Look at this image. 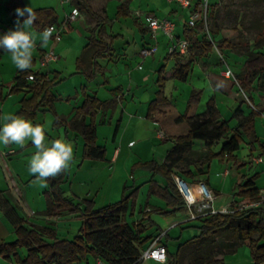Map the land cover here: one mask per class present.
Returning <instances> with one entry per match:
<instances>
[{"label": "trees", "instance_id": "obj_1", "mask_svg": "<svg viewBox=\"0 0 264 264\" xmlns=\"http://www.w3.org/2000/svg\"><path fill=\"white\" fill-rule=\"evenodd\" d=\"M74 5L78 11L88 14L96 21L93 32H98L106 19L93 10L89 0H74ZM33 13V24L41 30L58 23L57 13L52 8L35 10ZM185 33L191 48L193 47L201 54H212L215 47L222 54L225 49H235L241 45L237 42L221 40L220 45L217 46L206 35L198 39L196 44H192V40L198 36L197 29H187ZM215 35H218V32H215ZM212 39L215 41L214 38ZM255 42L256 44L264 42V26ZM92 45L100 47L91 56L93 65L97 66V59L105 57V53L111 49V44L99 39L93 33L91 42L85 49V55L88 56L93 51ZM84 56L81 58V63L85 61ZM193 62L194 57L191 56L188 63L177 64L176 75L185 80L192 71ZM31 68L19 71L9 93L12 95L26 91L27 94H31L30 98L21 100L18 115L35 121L39 113L50 111L56 116L55 126L59 128L62 120L55 112V103L58 99L53 92L57 83L55 80L46 79L39 72L35 73ZM31 74L39 77L37 82L28 80ZM236 77L246 95L250 94L256 85L257 88L262 89L264 87V52H250L248 59L244 62L243 70ZM165 81L166 78L160 76L159 91L149 105L148 118L157 122L168 141H172L175 145L168 153L164 164L160 165L155 161L142 162L135 164L133 170L151 172L150 195L163 200L167 209H151L150 212H146L145 216L148 218L144 220L150 222L148 226L142 223L137 226L131 225L127 222V213L131 207H134L140 188L125 187L120 201L96 209L93 199L84 198L77 201L65 195L62 189L66 176V169H64L53 177H46L51 189L46 192L48 207L45 214L52 218L64 214L81 218L82 225L78 235L72 240L60 239L57 231L52 228L28 227L26 221L18 215L6 196L0 192V210L14 227L17 237L12 243L0 244V257L14 261L15 264H78L89 257L109 264H142L143 261L140 258L147 244L153 240L152 236H144L153 226L150 217L154 214L171 217L185 207L184 200L173 180V176L178 175L177 170L180 164L188 162L184 155L185 151L193 149L194 142L198 140L205 142L209 148L215 142H221L220 152L207 155L204 164L210 163L213 158H226L236 164L235 154L245 142V137L251 140V144L259 142L255 130L257 112L252 111L250 115L245 116L239 108L233 116L241 115L238 125L231 128L230 121L223 118L215 96L206 103L205 113L199 114L204 93L199 90L192 92L187 110L181 113L166 95ZM2 100L3 93L0 89V101ZM250 102H252V96ZM115 104L114 101L104 102L96 96L85 93L84 101L73 118L84 136V160L104 161L106 159V149L97 145L95 120L99 111H107ZM65 122L66 120L63 125L66 124ZM189 175L193 176L192 173ZM156 177L164 178L166 185L161 186L155 180ZM239 189L238 195L246 202L257 199L260 192L254 177L248 179ZM199 221L201 223L199 236L182 243L176 254H172L167 248V264H179L180 259L185 255H188V264H226L223 256L225 248L238 243L249 244L254 264L264 263V207L229 214L209 215L199 218ZM21 249L26 251L24 258L19 254ZM235 251L232 250L233 253Z\"/></svg>", "mask_w": 264, "mask_h": 264}, {"label": "crops", "instance_id": "obj_2", "mask_svg": "<svg viewBox=\"0 0 264 264\" xmlns=\"http://www.w3.org/2000/svg\"><path fill=\"white\" fill-rule=\"evenodd\" d=\"M61 1L60 3L62 5V10H63V16L61 19L59 17L58 9L53 7L52 5H48L49 3H44L45 5H38V7H34L30 5L33 11L39 9H45V8L54 9L58 16V23L52 26L62 30L59 37L51 35L47 43H44L40 38V36L41 33L47 28L41 30L38 27H35L34 24H32L34 26V30H31L30 28L34 40H37L34 41L33 50L39 53L38 56L36 55L37 57L32 56L31 70L34 71L35 73L39 72L40 74L44 75V77H46V79L48 80H55L57 86L59 84L64 83L66 80L73 82L74 85V91H72L71 93H68L69 91L66 89V91H61L60 94L57 95L55 93L56 89L53 90L54 94L57 96L58 99L55 103V112L58 118L62 120V123L60 124L59 128L65 126L67 130L66 131L67 137L69 138L71 137L69 133L70 134L72 133L73 135L75 134L74 137H76L78 143L76 144L77 147L75 148L79 149L80 145L83 144V158H84V145H85L84 136L79 131L77 124H75V121H73V118L75 117L78 108L82 105L84 101L85 93H87L90 96H96L101 101L104 102L114 101L116 103L114 107L110 108L107 111L101 110L98 112L96 116L95 123L97 126V145L99 140L100 127L108 126L110 128V126H112L115 121H117V123L114 130L113 143L117 142L120 136V132L123 131L124 128L123 126L125 123V116L128 113L132 118L129 126L135 125V127L138 128L141 132V134L138 137L139 138L138 142H140V148L138 149L135 155L136 158H141L140 159L141 162L139 163L155 161L160 165L164 164L166 162V157L168 153L173 149L175 144L172 141H168L166 135L164 136L163 140H160L161 142L158 141L159 134L161 132L162 133L164 132L161 130L157 122L148 118L149 105L156 98V94L159 91V79L157 81L158 89L157 91H153L155 89H153V86H151L149 83L152 81V78L154 77L155 74L145 73L144 75H142L140 74L139 71H143L145 69L144 67L145 63H147L148 61H151L152 65L155 67L159 65L162 66L161 69L163 68V70H167V66L165 62L162 63V61L159 60V63L156 65L155 57L161 52L164 53L163 58L165 59L166 62L170 60L172 61L174 59L175 67H176V65L180 63V62H176V59L181 54H176L177 55L176 57L171 56V54H169V47L171 45L169 38H167L162 34H157V36L154 37L153 32L147 25V17H154L158 19H169L174 21L176 24V29L174 33L175 41L178 42L180 40H187L185 33L187 29H191V28L196 29L197 27V25L191 26L188 24L191 11L182 10L179 8L178 5L174 4L169 0H164L163 2H160L159 0H89L93 10L96 13L102 15V17L106 19L104 25L99 29L98 32L95 33V31L93 32V29L96 26V21L93 20L88 14L82 11H79L80 15L77 18V20L71 22L69 25H65L64 24L65 19L67 18V16H69L72 13L74 9H77V7L74 5V0H70L68 2H63V0ZM43 2H47V1H43ZM29 4H32L31 0H0V33H6L9 30L14 29L16 27V20H17V14L15 10L18 7H24L25 5H29ZM122 6H124V8L121 9ZM9 10H11V12ZM20 19L23 20L24 18L21 17ZM37 33H39V35H37ZM93 33L99 39L104 40L107 43L111 44V49L108 50L107 53H105V57H99L97 59V66L93 65L94 61L91 56L94 54L95 50L100 49L99 46L92 45L91 47H93V51L90 52L88 56L85 55V49L90 44ZM195 39L198 41V39L201 38L199 37V35L196 36L192 40V44L197 43V41L194 42ZM154 45L158 46L159 48L158 52L154 56L144 59L141 56V51L146 47H150ZM51 52H54L55 56L57 57L56 60H51L47 58V56ZM8 53L10 52L0 49V74L2 68L4 69L3 59H5V56L8 55ZM83 56L85 57L84 58L85 61L81 63V58H83ZM192 69H193V65H192ZM176 70H175V78L182 80L186 83V81L189 78V75H187L186 79L183 80L179 78L178 75H176ZM19 71L20 69H18L15 65L13 67V70L12 69L10 70L12 80L9 82L2 81V83H0V89H2V93H3V100L0 101L1 104L4 103L6 97L11 95L9 93L11 88L14 86V81L15 78L18 76ZM154 72L156 73L158 71L155 70ZM65 73L67 74V76L64 79L63 76ZM2 75L4 74L2 73ZM170 75L171 72L167 73L165 78L169 79ZM223 81L228 82L227 80H223ZM166 89L167 86L165 85V93L167 95ZM199 90L200 89H196V88L193 89V91H199ZM211 91L213 92V96L216 97L217 105L218 108L220 109L223 118L225 120H229L230 116L233 115L232 109H230L228 113H226L227 110L225 109V111H223L218 103V95L220 94L222 97L224 96L226 97V94L220 91L218 87L216 89H212ZM100 93L104 94L105 96L104 99L100 98L99 96ZM242 94H243L242 91H240V94H237L236 96L239 97ZM20 96H22L21 100H23L24 98H30L31 94H27L26 91H23L22 93H20ZM9 100H7L4 103L3 112H5L6 103ZM21 100L20 102H14L15 100H13L12 106L13 108L15 107V110H18V112L21 109ZM170 100L172 101L171 98ZM58 101H59V105L63 104L65 105V107L59 109V106L57 105ZM188 102L189 99L187 101V106H188ZM248 102L251 104V106L253 105V103L250 102V99ZM176 107L178 108L177 105ZM240 107L244 112L245 116L250 115L252 111L257 112V115L255 116V130L259 142H255L251 144V140L247 137L245 138L246 140L249 141L252 155L254 151L257 150V145L261 146V149L259 151L260 153L259 156L256 159L255 158L252 159V163L254 165L261 166L264 164V143L259 137L258 119L259 116H263L264 110L260 111L255 109V110H251L250 113H247V111L244 110L243 105ZM1 116H2V110L0 109V121H1ZM54 117L56 119L55 115ZM63 120L64 121L66 120L65 125H63L64 124ZM89 121L90 120H88V122ZM46 137L49 140H52L53 138L51 133L49 135H46ZM201 142L202 143L197 144V141H195L193 149L197 150L203 148V146L204 147L207 146L205 142L203 141ZM159 143L166 145L170 144L171 149L165 150L160 146L159 148L161 149L159 150L158 148V146L160 145ZM137 144L138 143L135 140H131L128 145L129 147H136ZM30 146H34V145L30 144L29 147ZM71 146L73 147V145ZM29 147H24V145H20V144L15 145V143H10L7 145L0 144V192H2L6 196L7 200L14 207L18 215L26 221L28 227L39 226V227L52 228L57 231V235L60 239H67V237H65L67 235L66 230H68V228L71 227V222L65 223V226L62 228L65 231H63L62 233L60 231L61 228L59 226L62 224L61 221H63L62 220L63 218H66L65 221H68L67 220L68 214H64L60 217H54V218L49 217L45 214L48 207V196L46 195V192L50 191L51 189L50 183L46 180V178H38V175L29 178L27 177V174L25 175L24 173H22V171L19 172L15 168L19 164L23 163V166L21 165V168L25 167V170H27L28 172V167H27L28 164L25 162L29 161L30 159L28 158L32 156V154L37 150L35 147L29 150L28 149ZM214 147H219L221 149V142L219 144L214 143V145L211 148L208 147L209 149L208 151L199 150L201 156L206 157L209 154H216V152L213 151ZM102 148H105L107 151L106 159L104 161H96V162H100L104 164L103 166L99 165L100 168L103 167L102 170L110 171V169L114 167V165H119V162L121 161L122 151L120 148H116L114 150V153L110 155L106 147H102ZM72 150L73 152L75 151L74 149ZM219 152L220 150L217 153ZM142 153L145 154L144 157H140L138 155ZM158 154H161L160 158L158 157ZM235 155L237 158L236 164L233 161H228L226 158L224 159L218 158V160L221 163H225L227 167L231 166V169L245 166L246 165L245 162L241 163L239 161L237 153ZM130 160H133L132 157H130L129 159L128 158L124 159L126 166L128 163L130 167L132 166L131 164L133 163H131L132 161ZM91 161H95V160H91ZM212 164L213 161H211L207 165L204 164L207 167L190 165V167L186 171L178 172V176L185 179L192 186H197L200 182H204L213 190L216 196L220 197L221 191L219 184H221L222 180L220 181L221 176L219 175V173H217L214 177L211 176L210 167ZM227 170L228 168H226L225 171L223 172V176L227 179L226 181H228L231 176L230 171ZM141 171L148 172L150 174V176L143 175L144 177L142 178V182L144 187V185L147 186L149 184V181L152 179V174L149 171H145V170H141ZM110 173H111L110 179L112 180V172L110 171ZM190 173H192L193 176H190L189 175ZM263 173L264 171L262 170V172H257L253 176L255 178L256 186L259 188V190L264 188V185L262 186L258 185V183L264 179ZM174 176H173V180H174ZM236 176H238V174H236ZM67 178L68 176L66 171L65 181L62 185V189L65 192V195L72 197L74 199H84V196L80 194L78 189L74 188L73 186L74 182H72L71 176L69 179ZM130 178H133L135 181V172L131 173ZM35 179H38L43 184H39V186H36L37 193L36 190L34 192L32 191L33 195L30 196L28 193L29 187L31 186V183ZM155 180L161 186L166 185V180L162 177H156ZM77 181L79 185L78 188H83L81 186L86 184V180H84L81 177H77ZM93 181L94 179L91 180V183ZM65 183L69 184L68 186L69 188L65 185ZM243 184L239 185V188ZM134 186L136 188H140V190L134 207H131L127 213V222L131 225H136V226L141 223L143 225L148 226L150 222L144 220V218L146 219L148 218L145 216V213L150 212L151 209H159V208L167 209L166 204L160 198L150 195V186H147L149 188L148 194L146 192L147 187L143 188L142 186L139 187H137L136 185ZM125 187H129V180L125 181V183L122 186V190L120 192L115 189L113 190V193L110 194V196H108V201H107L108 203L104 206L120 201ZM120 193H121V197L119 198ZM85 198L90 199V196L86 195ZM236 200L237 199L233 201V204L239 203L236 202ZM241 202H246V200L242 199L240 203ZM135 213L139 215L135 216ZM178 214H182L185 220L183 221L181 218L177 217ZM137 217H139V219L135 220ZM175 217L177 218V221L173 225H171L172 227L179 226L183 229L185 223L190 222L188 218L187 209L184 207L181 211H179L178 213H176L171 217H164L157 214L152 215L150 217L151 218L150 221L151 224L153 225L152 227H157V232H154V228L152 227H151L152 231L150 230L151 233H148L147 231V233L150 234L148 236H152L153 240H155L158 237H161L162 244L166 245L168 250L172 254H176L177 251L173 252L170 249V244L172 242L173 237L168 227H170L169 224L172 218ZM16 238L17 237L15 234L14 227L11 225V223L7 220V218L3 215V213L0 210V244L12 243L16 240ZM152 242L150 241L147 244V248L151 245ZM185 242L182 241L181 243H179L178 247ZM19 254L22 258H24L26 256V251L23 252L21 249L19 250ZM147 262H152L153 264H161L153 260L143 261L142 264ZM104 263L105 262L102 261V264ZM0 264H15V263L14 261L8 260L4 257H0ZM78 264H101V260L89 257L87 260Z\"/></svg>", "mask_w": 264, "mask_h": 264}, {"label": "rangeland", "instance_id": "obj_3", "mask_svg": "<svg viewBox=\"0 0 264 264\" xmlns=\"http://www.w3.org/2000/svg\"><path fill=\"white\" fill-rule=\"evenodd\" d=\"M47 1V2H43ZM50 1V2H48ZM61 0H31L32 5L34 7H38V5H45L44 3H49L48 5H52L53 7L57 8L59 11V17L60 19L63 16V10L62 5L60 3ZM160 2H163L164 0H159ZM62 2V1H61ZM174 4L178 5L180 9L184 10L178 3L173 2ZM47 5V4H46ZM68 5V3H67ZM190 10L191 13L193 11H200L202 15V19L197 24V32L200 38L204 37L205 35L209 38V35L214 38L215 45L219 46L221 43V40H228L232 43H240V46H237L235 49H225L222 54H220L215 47V51L212 54H201V52H197L193 47L191 48L187 55H179L176 59V62L180 63H188L190 61L191 56H193L194 62H193V69L192 72L189 74V78L186 81V83L182 80L175 78V61L174 59L171 61H165L163 58L164 53H160L155 57L156 65L159 63V60L162 61V63L165 62L167 66V70L161 69L162 66H153L151 61H148L145 63V69L143 71H139L140 74L144 75L145 73L155 74L152 78V81L149 83L151 86H153V91H157V81L160 77V75L166 77L167 73L171 72L170 78H166L165 84L167 86L166 92L167 95L172 99L173 103L178 106L181 113H184L187 108V101L190 99L191 93L194 88L202 90L203 98L201 100V106L199 108V114L203 115L206 111V103L210 99L211 96H213L212 89H218L226 94V97H222L220 94L218 95V103L220 108L225 111L226 113L230 109L233 111V115L230 116V126L231 128H235L238 125V121L241 117V115L237 117H233L234 113L241 108L240 106L243 105L244 110L247 111V113H250L251 110H264V87L261 89L257 88V85L255 86L254 90L245 97L243 94L239 97H237V94H240V82L239 86L237 83L233 81V79H228L224 72L226 70L227 65L233 70L235 75L239 74L244 67V62L248 59V56L250 52H264V42H261L259 44H256L255 40L259 37V34L264 26V0H192V5L190 8L185 9ZM74 22V21H73ZM65 25H69L70 23H66L65 19ZM31 30H34V26H30ZM215 32H218V35H215ZM39 35V33H37ZM37 37V36H35ZM37 39V38H35ZM37 41V40H34ZM197 40L195 39L194 42ZM33 51V57L38 56V52L35 50ZM37 55V56H36ZM3 65L4 69L2 68L1 74H0V83L3 82H9L12 80V76L10 74V70H13V67L15 64L12 62L11 59V53H8V55L5 56V59H3ZM164 65V64H163ZM164 67V66H163ZM157 70L158 72H154ZM2 73L4 75H2ZM67 76V74H64V79ZM223 80H227L223 81ZM65 81V80H64ZM150 88V86H149ZM148 88V89H149ZM55 93L58 95L61 91H66V89L69 91L68 93H71L74 91V85L73 82L66 80L64 83L59 84L55 88ZM92 91V90H91ZM67 93V92H66ZM101 99H104L105 96L103 93L99 94ZM252 96V103L253 105L248 102L250 97ZM10 99V100H9ZM22 99V96L20 94H13L4 100V103L9 100L6 103V109L5 112H3V104L0 102V109L2 110V118L6 115H16L18 110H15V107L13 108V100L14 102H20ZM12 102V103H11ZM66 103V102H65ZM57 105L60 108H64L65 105L60 104L59 101ZM238 108V109H237ZM13 109V110H12ZM146 111V110H144ZM244 113V112H243ZM18 115V114H17ZM131 116L130 114H126L125 116V123L123 131L120 132V136L116 143H113V135L114 130L116 127L117 121L113 123L110 128L108 126H101L99 130V140L98 145L102 147H106L110 155L114 153V150L116 148H120L122 151L121 155V161L119 162V165H114L110 169L112 172V180L110 179V171L108 170H102L103 167L100 168L99 165H104L103 163L91 161V160H84L83 158V144L80 145L79 149L75 148L77 147L76 144L77 140L75 134L72 133L71 137H67V130L65 126H62L60 128H57L55 123V117L52 112H46V113H39L37 119L33 121L34 123H38L42 125L45 129L46 135H49L51 133L52 140L55 139H61L63 138L65 141L69 142L71 145H73L72 149L75 151L72 153V160L69 164V167L66 169L67 176L69 179L71 176L72 182H74L73 186L74 188L78 189L80 194L84 196V198L87 196H90V199H93L95 201V208L100 209L104 207L108 202V196L113 193V190H118L119 192L122 190V186L125 183V181L129 180V187H137L142 186L143 182L142 178L143 175L150 174L148 172L141 171L140 169L133 170V166L139 162H141V158H136V153L138 149L140 148V142H138V137L141 134L140 130L135 127V125L129 126L131 122ZM264 114L263 116H259L258 119V132L259 137L261 138L262 142L264 143ZM133 124V123H131ZM104 128V129H103ZM71 140V141H70ZM131 140H135L138 144L136 147H129V142ZM163 140L159 139L158 141ZM246 140V138H245ZM161 142V141H160ZM198 143H202L201 141H197ZM220 142H215V144H219ZM31 144L30 141L26 142L24 144V147H29ZM158 146V148L161 146L165 150L171 149L170 144H161ZM16 145V143H15ZM35 146H30L28 149L31 150ZM77 149V150H76ZM161 148H159L160 150ZM261 149L260 145H257V150L254 151L253 155L251 154V146L249 144V141L246 140L242 143V146L240 150L237 152V156L239 158V161L245 162V166L237 167L231 169V166H226L225 163H221L218 158H213V164L210 167V174L211 176H215L217 173L221 176L220 181L221 184H219L221 196H216V200L214 202V206L217 211H221L224 209L229 208L235 199L236 202H240L242 198L237 194L239 192V185L245 183L247 179L253 177L257 172L264 171V164L261 166H256L252 163L253 158H257L259 156V151ZM199 150H205L208 151L207 146H203V148L200 149H191L186 150L184 155L188 159L187 163L180 164L177 172H184L186 171L190 165L195 166H205V158L204 156H201V153ZM220 150L219 147H214L213 151L216 153ZM140 157H144L145 154H138ZM132 157L133 160L130 167L129 163L125 164L124 159ZM158 157H161V154H158ZM31 156L28 158L30 159ZM137 159V160H136ZM139 159V160H138ZM146 159V158H144ZM30 161V160H29ZM29 161H26L25 163L28 164V172L25 170V167L21 168V165L23 166V163L19 164L15 168L20 172L27 174V177L32 178L33 176H36L38 174L31 173L29 171ZM24 163V164H25ZM26 164V165H27ZM99 166V167H97ZM108 166V165H107ZM228 168L227 171H230V178L228 181L223 176V172L225 169ZM15 169V170H16ZM24 169V170H22ZM132 172H135V181L133 178H130V175ZM239 172V173H238ZM209 174V175H210ZM238 174V176H236ZM264 175V173H263ZM236 176V177H235ZM77 177H81L84 180H86V184L82 185L83 188H78V181ZM235 177V178H233ZM150 178V177H149ZM94 179V181L91 183V180ZM98 180V181H95ZM46 181V180H45ZM38 179H35L31 186L29 187V195H33L32 191L34 192L36 190L37 193V187L39 184H43ZM69 183V182H68ZM65 185L68 187L69 184ZM264 179L261 180L258 185L262 186L264 185ZM147 186H150L149 184ZM144 185L143 188L147 187ZM69 188V187H68ZM147 194L149 193V188H146ZM145 193V192H144ZM89 194V195H88ZM121 197V193L119 195V198ZM79 201L78 199H76ZM139 215L135 213V216ZM177 217L181 218L183 221L185 220L183 218L182 214H178ZM139 219L137 217L135 220ZM61 225L59 226L61 229V233L65 231L62 229L65 226L66 222H71V227L66 230V236L67 239H74L79 232V229L82 225L81 218L75 216V215H68L67 220L66 218L62 219ZM177 221V218H172L170 222V227L168 229L170 230V233L172 235V242L170 244V249L173 252L177 251L179 243L182 241H187L189 239H192L196 236L200 235V221H190L186 222L184 228L181 227H172L175 222ZM132 223V221H131ZM69 224V223H68ZM154 228V232H157V227ZM152 229L150 228L148 230V233H151ZM152 232V233H154ZM145 233L144 236H148L150 234ZM236 247V248H235ZM232 250H236L234 253ZM23 252H25L24 249H22ZM225 255V262L226 264H254L252 258H251V249L249 247L248 243L245 244H232L225 248L224 250ZM232 252V253H231ZM188 255L183 256L179 264H188ZM108 264V263H104ZM143 264H153L152 262H147Z\"/></svg>", "mask_w": 264, "mask_h": 264}, {"label": "clouds", "instance_id": "obj_4", "mask_svg": "<svg viewBox=\"0 0 264 264\" xmlns=\"http://www.w3.org/2000/svg\"><path fill=\"white\" fill-rule=\"evenodd\" d=\"M16 27L6 33H0V49L11 53L12 62L20 70L32 66L34 37L30 26L34 21L30 5L16 10ZM24 19L21 20L20 18ZM53 29H45L40 38L44 43L50 39ZM30 141L37 149L29 161V171L38 174V178L55 176L67 169L72 160V146L63 138L49 140L42 125L34 123L23 115H6L0 121V144L16 143L24 145Z\"/></svg>", "mask_w": 264, "mask_h": 264}, {"label": "built area", "instance_id": "obj_5", "mask_svg": "<svg viewBox=\"0 0 264 264\" xmlns=\"http://www.w3.org/2000/svg\"><path fill=\"white\" fill-rule=\"evenodd\" d=\"M70 0H63V2H68ZM171 2L178 3L184 10L188 9L192 5V0H169ZM80 12L78 9H74L72 13L67 16L66 23H71L79 17ZM202 19V15L200 11H193L189 17L188 24L191 26H196L198 22ZM147 25L153 32L154 37L157 34H162L169 38L171 45L169 47V54H181L187 55L190 50V44L187 40H180L178 42L175 41V29L176 24L174 21L169 19H158L154 17H147ZM53 29L52 35L59 37L61 34V29H57L56 27H49ZM48 29V28H47ZM209 39H211L212 43L215 44L211 36L209 35ZM159 48L157 45L146 47L141 51V56L145 59L148 57L154 56L158 52ZM48 59L56 60L54 52H51L48 56ZM46 62V60H45ZM225 76L228 79H233L235 83L238 84V79L233 72V70L227 65L226 70L224 72ZM38 76L31 74L28 77L30 82H37ZM244 94L243 90L240 89ZM245 95V94H244ZM246 96V95H245ZM165 136L164 133L159 134V139H163ZM175 186L182 196L185 208L187 209L188 218L190 221L199 220L201 217L209 216V215H217V214H229L235 213L244 210L250 209H258L264 207V188H262L259 192V196L257 199L249 202H239L232 204L229 208L217 211L214 202L216 200V194L213 190L204 182H200L197 186L190 185L185 179L176 175L174 176ZM140 260L147 261L153 260L161 264H166L168 262V250L167 247L162 244L161 237L153 240L151 245L143 252ZM102 264V261H101ZM264 264V263H263Z\"/></svg>", "mask_w": 264, "mask_h": 264}]
</instances>
